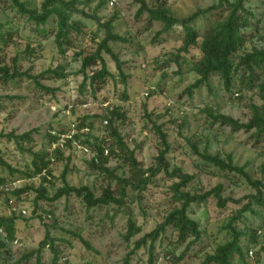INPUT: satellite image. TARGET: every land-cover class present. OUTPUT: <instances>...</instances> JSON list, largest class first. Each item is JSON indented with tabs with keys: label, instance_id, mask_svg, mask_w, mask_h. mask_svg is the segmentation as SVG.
Masks as SVG:
<instances>
[{
	"label": "rangeland",
	"instance_id": "obj_1",
	"mask_svg": "<svg viewBox=\"0 0 264 264\" xmlns=\"http://www.w3.org/2000/svg\"><path fill=\"white\" fill-rule=\"evenodd\" d=\"M23 1L38 9L43 0ZM97 1L79 4L78 8L91 14ZM140 1L117 0L115 7L109 8L104 4L96 12L101 21L114 17L112 30L125 39L123 42H109V45L123 62L121 68L126 78L122 82L114 61L103 53L112 77H106L104 84L93 90L88 83L84 89L80 88V57H76L74 53L95 48L96 42L103 38L104 30L95 21L80 13L73 15L74 20L84 24L83 33L75 37L74 48L61 55L54 43L53 21L48 23V34L43 36L34 29L32 22L17 13L9 0H0V21L5 24L2 31L11 34L9 43L0 50L2 63L10 67L12 59L18 57L17 65L21 72L39 76L48 68L62 66L66 74L62 79L52 78L48 74L38 77V82L46 86L48 91L36 87L32 80L25 77L13 83L2 84L0 81V132L19 135L29 131L31 141L22 143L23 148L50 153L48 131L64 130L75 118L81 120L84 117L85 123L90 127L89 141L100 144L103 136L109 137L106 135L107 123H104L107 111L117 108L124 117L115 120V127L129 148L135 149V157L140 165L148 168L154 166L160 147L151 122L160 125L167 133L170 144V151L166 155L168 170L177 166L183 172L194 175V179L182 190L201 194L221 184L223 197L239 200L238 204L229 202L224 209L216 206L213 197L190 205L189 216L197 221L201 238L175 264H200L217 245L228 239L222 226L237 208L251 201V210L235 222L237 229L256 228L264 222V205H258L252 198L246 197L255 193L251 186L239 175L224 174L206 163L191 147L194 144L198 152H207L221 158L231 154L236 165L246 166L245 170L252 179L264 182V137L257 140L254 130L235 131L218 122L210 124L202 110L206 107L217 109L220 113L245 123L252 115L250 105L260 107L264 102L258 95L256 84H253L252 89L246 87L247 73L241 68L234 72L229 91L224 89L219 77L212 74L208 83L188 92V86L198 78L191 69L193 62L199 57L198 49L192 47L188 53H178L182 37L179 25L156 36L162 26L157 22L149 23L146 12L137 15ZM143 1L149 7L163 3L174 17L180 19L197 10L216 5L221 0ZM244 6L253 17L251 26L245 30L244 46L232 58L234 64L239 56L252 49L264 48V0H244ZM225 14L224 7L209 11L198 17L193 25L201 35L212 21L221 19ZM28 43L34 48V58L27 57L24 52ZM177 54L179 59L176 63L174 57ZM98 68V65L92 66L87 69V73L91 74V71ZM144 92H148V96ZM104 142L112 143L110 139H104ZM0 150L3 159L17 170L10 173L0 166V177L5 180V184L0 186L1 216H10L5 215L8 198L14 199L18 207L27 210L25 216L14 215L13 239H17L20 245L13 244V239L9 240L6 235L0 236V241L5 243L7 250L4 253L7 261L5 264L17 261L19 264H36V254L33 251L37 250L46 232L53 240L57 264H122L125 256L131 252L134 241L151 231L162 222L168 211L178 205L173 201L171 190L172 184L178 179H170L160 173L153 178V183L141 193L139 199L133 198L131 201L132 193L128 191L129 197L120 207L108 204L87 208L81 198L70 194L55 201L39 200L35 209V190L42 179L41 176L32 174L31 153L21 151L14 141L5 139H0ZM67 156L70 159L65 181L70 186H87L95 196H99L108 185L111 189L116 187L115 181L106 173L89 164V157L78 150L70 152L64 148L62 159L49 161V181L44 183L48 197L62 186L61 173ZM121 164L119 155H109L105 167L116 176H128L127 167ZM25 187L29 190L10 194ZM35 212L40 215L49 214L50 217L45 220L35 215ZM128 218L136 226H140L141 231L126 240L124 235ZM75 234L86 240L90 249ZM191 239L178 242L176 235L168 232L164 240L158 239L155 243V264H172ZM245 243L246 240L242 242ZM250 247L252 254L245 255L247 264H264V241L261 237L256 245ZM40 258L42 264H51L52 253L47 245L41 249ZM147 260V249L141 247L131 253L129 264H146Z\"/></svg>",
	"mask_w": 264,
	"mask_h": 264
},
{
	"label": "trees",
	"instance_id": "obj_2",
	"mask_svg": "<svg viewBox=\"0 0 264 264\" xmlns=\"http://www.w3.org/2000/svg\"><path fill=\"white\" fill-rule=\"evenodd\" d=\"M11 6L16 9L17 13L24 16L26 20L34 24V29L46 36L48 34L47 25L50 21L54 23L53 37L54 43L58 53L64 55L68 49L74 48L75 37L83 33V23L73 19V15L80 13L83 16L92 19L97 23V26L104 30L103 38L96 42L95 48L91 50H79L74 53L76 57H80L79 73L82 75L81 89L86 87V83L94 90L104 84L106 77H112V73L107 69L106 62L103 58V53H106L114 61L115 67L118 71V75L122 78V82H125L126 76L122 72V61L118 55L112 50L109 42H123L125 39L113 32V19L109 18L105 21H101L98 18L96 12L100 7L105 4V0H98L93 12L91 14L85 13L78 8L79 4H88L92 0H43L38 9L32 8L29 4L23 0H9ZM89 1V2H88ZM140 1V0H139ZM140 8L137 11V15H141L146 12L148 20L150 22H157L161 24V29L156 32V36L163 32L173 30L174 26L179 25L182 31L181 45L178 48V53H188L190 48L195 47L199 51V57L192 64V70L198 75V78L188 86L187 91L190 92L199 86L208 83L209 77L215 74L222 81L223 87L226 91H229L232 86V78L235 71L241 68L247 73V85L248 89L253 88V84H256L257 92L260 99L264 102V48L252 49L238 57L236 64L233 63L232 58L235 54L244 46L246 41L245 30L251 26V19L253 14L245 8L244 0H235L228 2L227 0H221L218 4L210 6L205 10H197L185 18L174 17L169 8L165 7L163 3H156L154 6L149 7L141 0ZM225 8L226 14L221 19H216L210 23L207 29L200 35L193 22L203 14L209 11H215L219 8ZM5 24L0 21V50L9 43L11 34L9 32H3ZM28 56H36L34 48L30 47L28 43L25 51ZM179 55H175L174 62L177 63ZM18 57L12 59L11 66H7L2 63L0 58V81L4 83H13L15 80L22 79L23 77L32 80L35 86L48 91L46 86H43L38 82V77H45L48 74L52 78L62 79L66 77L64 68L62 66H56L55 68H48L43 74L39 76L30 75L27 72H21L18 69ZM169 64L168 62H166ZM99 66L97 70L91 71V74L87 73V69L92 66ZM252 115L250 119L243 123L234 119L231 116L220 113L217 109L210 107L204 108L202 111L206 113L209 123L218 122L222 125L229 126L232 130L244 131L254 130L255 138L258 140L260 137H264V103L258 107L254 104L250 105ZM124 117V114L117 108H113L107 111L106 121L108 130L106 135L112 143L107 144L109 148V155H119L122 160L121 165H125L128 170V176H116L111 170L105 167L107 157L102 154V147L91 143L89 141L90 133H86V137L83 143L93 147L97 152L98 162L93 160L89 161V164L98 169L100 172H104L108 177L115 181L116 187L110 188V185L103 188L99 196H95L94 193L87 186L74 187L70 186L65 181V175L68 172L69 156H67L66 165L61 173L62 186L58 188L54 195L47 196L46 187L44 183L49 181L50 169L49 161L52 159H62V150L59 147L51 149L50 153L45 151L33 152L31 149H24L22 143L31 141V132H24L16 135L13 132L3 133L0 132V139L7 141H14L21 151H28L32 155V174L41 176V182L39 187L35 190L36 197L34 198V206L37 208V202L39 200L55 201L62 196H68L75 194L81 198L87 208L114 204L122 206L125 203V199L129 197L128 191L131 194V201L133 198L140 197L141 193L147 189V187L153 183V178L160 173H163L167 178L178 179L171 186L173 201L177 203L168 213L164 216L162 222L157 224L151 231L143 234L139 239L134 241L133 248L129 254L125 256L122 264H129V257L131 253L138 250L141 247L147 249L148 260L146 264H155V243L158 239L164 240L168 232H172L176 235L178 242H184L187 238H192L188 241L186 249L177 256L172 264L176 261H180L184 258L186 250L196 241L201 238V231L199 229L196 220L189 216V207L193 203H202L209 197L215 199L216 206L220 209H224L229 203H239V200H235L232 197H223L221 192L223 186L217 184L212 189L203 192L201 194H191L182 190L193 179V174H187L183 172L181 167L174 166L170 171L168 170V163L166 161V155L170 151V144L167 139V133L162 129L160 125L155 122H151L152 129L158 135L159 149L155 157L154 166L143 168L137 158L135 157V149H130L128 144L124 141L123 137L119 134L115 127V120ZM85 118H75L73 121L77 123V128L89 124L85 123ZM90 128V127H89ZM52 130L47 133L48 145L51 147V143L57 140V137L51 134ZM63 130H58L61 132ZM103 136V141L104 142ZM108 137V136H106ZM105 143V142H104ZM193 151L197 153L200 158L216 167L220 172L224 174L232 173L239 175L245 180L251 188L255 191L254 194H249L246 197L252 198L258 205H264V182L258 179H252L250 174L245 170L246 166H238L233 162L231 154H227L224 158L218 155H210L207 152H198L197 147L191 145ZM66 149L73 152L69 143L66 144ZM0 166L6 168L10 173L17 172L8 164L1 156L0 150ZM5 184V180L0 177V186ZM29 190L25 187L20 190H14L10 194H18L22 191ZM10 198H8L9 200ZM7 200V201H8ZM251 210V201H248L241 208H237L228 216L226 223L223 224L222 229L226 231L228 239L216 246L211 254H207L200 264H247L245 255L248 253L251 247L258 243L259 237L264 241V234L259 236L256 228H246L245 230H239L235 227V222L241 219L245 212ZM35 211V210H33ZM15 214L7 217H0V227L3 228L5 235L9 240L14 237V222L16 219ZM264 223V222H263ZM140 226H136L135 222L128 218L127 229L124 235L126 240L134 237L140 233ZM76 237L90 249V244L81 238L78 234ZM246 240L245 244H242ZM47 245L52 253L51 264H57L58 257L56 249L53 246V240L46 232L44 239L39 243L37 250L33 251L36 254V264H42L40 258L41 249ZM4 251L2 252V250ZM264 250V247L262 248ZM5 243L0 241V263H7L4 253ZM28 257V256H24ZM5 262V263H4ZM13 264H19V261Z\"/></svg>",
	"mask_w": 264,
	"mask_h": 264
},
{
	"label": "built area",
	"instance_id": "obj_3",
	"mask_svg": "<svg viewBox=\"0 0 264 264\" xmlns=\"http://www.w3.org/2000/svg\"><path fill=\"white\" fill-rule=\"evenodd\" d=\"M105 5L109 8H113L117 5V0H105ZM153 89V88H152ZM145 96H148V92L143 93ZM170 102V101H169ZM69 109V107H68ZM106 124L107 121H104ZM77 123L74 121H71L67 128L64 129L61 132L58 131H51V134L57 137V140L51 143V149L55 147H59L61 150L66 148V144L69 143L71 146V149L73 152L75 151H80L87 157H89V161L93 160L94 162H98L97 158V152L93 147H90L88 144L83 143V141L86 137V133H90V128L85 125L82 126L81 128H77ZM106 141L110 139L109 137L104 138ZM93 143V142H91ZM96 145H100L102 147V154L104 157L109 156V148L107 147V144L102 142V143H96ZM12 214H18L20 216H25L27 214V210L24 207H18L14 201V199L10 198L7 201L6 208H5V215H12ZM2 214L0 213V217ZM35 215H39L42 217V219H47L49 218V214H42L40 215L39 213L35 212ZM257 234L261 236L264 234V223L257 229ZM0 236L5 237V232L2 227H0ZM13 244L20 245V242L17 239L12 240ZM248 253L251 255L252 250H249ZM62 261H65V258H62ZM64 264H71L70 262H67Z\"/></svg>",
	"mask_w": 264,
	"mask_h": 264
}]
</instances>
